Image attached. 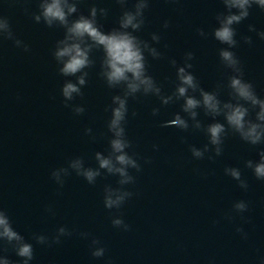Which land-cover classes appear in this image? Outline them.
<instances>
[{
  "label": "clouds",
  "instance_id": "clouds-1",
  "mask_svg": "<svg viewBox=\"0 0 264 264\" xmlns=\"http://www.w3.org/2000/svg\"><path fill=\"white\" fill-rule=\"evenodd\" d=\"M80 2L81 0H38V12L32 17L35 22H43L48 28L63 29V38L56 41L52 56L59 66L58 72L61 76L75 77L74 81L65 79L61 87L65 107H70L76 115L85 112L82 105H72L69 102L77 96H83L82 89L87 85L89 76L86 69H91L96 64L92 56L94 51L103 53L99 77L109 89H120V94L113 95L111 104L105 109L111 113L106 124L107 132L110 134L107 154L101 151L94 153L97 163L95 168L85 166L82 157H75L69 160L67 167L53 169L51 178L59 187L64 186L65 178L73 172L90 185H94L98 177L107 174L118 177V180L116 187L104 186L105 209L110 212L113 209L119 210L133 197L134 193L126 188L127 185L136 182V177L130 170L139 173L142 167L137 155L128 151L132 147V142L127 136L126 124L128 100L137 98L138 95L156 96L162 105L183 101L181 112L185 115H181L180 112L174 113L173 118L161 126L174 127L181 131H187L190 127L202 130L208 138V143L202 148L190 146L189 150L195 159H204L206 153H213L208 155L209 160L222 155V146L229 134L238 135L242 141L252 146L264 145V98L260 97L254 85L244 78L241 60L232 51L239 43L234 25L248 19L253 6L264 12V0H221L224 11L217 13L215 17L217 26L212 29L211 36L226 46L218 50V55L222 65L231 72L226 85L230 97L227 101L219 98L222 85H217V89L213 91L201 87L199 80L191 71L193 68L191 61L195 57L190 51L185 53L182 65H178L175 59L169 61L176 69V83L171 94H164L161 85L149 74L147 64V56L152 59L161 58V52L153 46L159 44L161 37L157 33H152L150 42L136 35L145 25V12L149 9L151 0H133L131 8L128 7L129 0H115L122 12L117 21L118 26L108 31H105L104 26L98 21V16L107 17L108 9L93 5L88 15H84L79 12ZM169 26V21L166 20L163 28L167 29ZM248 31L256 33L260 40H264V31H257L253 24L248 25ZM197 34L205 39L209 35L202 28L197 29ZM0 37L14 40L17 47L29 51L26 44L14 37L10 23L5 17H0ZM241 39L248 45L253 43L251 36H242ZM198 109H202L205 116L211 117L212 122L204 125L198 119ZM252 111L255 112L254 119L250 118ZM158 114L159 109L153 108L152 115ZM132 115L135 116L136 113L133 112ZM221 116L223 123L216 119ZM91 133V128L85 129L86 135ZM153 149L158 150V146L153 145ZM258 155V161L249 159L245 161V167L252 171L257 180L264 181V149H261ZM145 163H151V160H145ZM224 172L237 181L241 189L248 190V182L242 178L239 168L226 167ZM45 211L55 214L51 206H47ZM231 211L242 214L248 211V203L244 200L236 201ZM225 218L231 220L232 216L226 214ZM111 223L113 227L124 232L131 230V225L120 215H114ZM236 232L247 239V233L242 227H237ZM72 234L66 226H60L51 237L34 233L32 239L37 244L50 247L52 244L61 243L62 237ZM79 236L82 239H90L89 248L93 258L104 257L106 249L98 238L91 237L88 232H80ZM9 247L20 259L13 261L8 256L0 254V264H31L34 259L33 244L26 241L25 237L13 228L7 211L0 207V251L6 252ZM260 264H264V257H261Z\"/></svg>",
  "mask_w": 264,
  "mask_h": 264
}]
</instances>
